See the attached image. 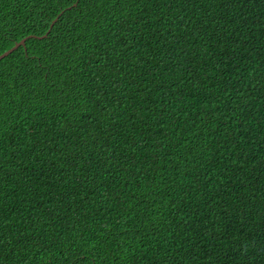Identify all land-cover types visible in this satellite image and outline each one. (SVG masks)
<instances>
[{
  "label": "trees",
  "instance_id": "16d2710c",
  "mask_svg": "<svg viewBox=\"0 0 264 264\" xmlns=\"http://www.w3.org/2000/svg\"><path fill=\"white\" fill-rule=\"evenodd\" d=\"M0 264H264V0H0Z\"/></svg>",
  "mask_w": 264,
  "mask_h": 264
},
{
  "label": "water",
  "instance_id": "95a60500",
  "mask_svg": "<svg viewBox=\"0 0 264 264\" xmlns=\"http://www.w3.org/2000/svg\"><path fill=\"white\" fill-rule=\"evenodd\" d=\"M47 35V33L43 36L40 37H34V36H29L27 38L22 39L21 41H19L18 43H16L11 49H9L8 51L4 52L3 54L0 55V60L3 59L4 57H6L7 55H9L10 53H12L13 51H15L16 49H18L20 46H24L25 41L30 38H39V39H43L45 38Z\"/></svg>",
  "mask_w": 264,
  "mask_h": 264
}]
</instances>
